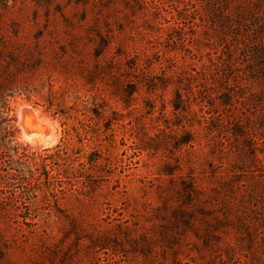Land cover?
I'll return each mask as SVG.
<instances>
[{
    "label": "rangeland",
    "instance_id": "obj_1",
    "mask_svg": "<svg viewBox=\"0 0 264 264\" xmlns=\"http://www.w3.org/2000/svg\"><path fill=\"white\" fill-rule=\"evenodd\" d=\"M243 4L0 0V67L30 57L5 92L35 174L17 212L0 203V264H264V70Z\"/></svg>",
    "mask_w": 264,
    "mask_h": 264
},
{
    "label": "trees",
    "instance_id": "obj_2",
    "mask_svg": "<svg viewBox=\"0 0 264 264\" xmlns=\"http://www.w3.org/2000/svg\"><path fill=\"white\" fill-rule=\"evenodd\" d=\"M244 1V4L241 6L236 5L237 16L235 18V22H240L242 24L245 20L243 26L246 30L245 33L241 35L240 38L246 39L250 42V46L253 48L254 60L257 66L264 70V0H241ZM250 26L255 27L254 30H249ZM260 34V36H256V33ZM2 54L0 53V58ZM11 59V63L14 70H11V66H2L0 67V203L5 206L2 207L4 213H14L17 212L19 207L15 205L6 207L7 203L17 204V198L24 194V191L27 190V187L31 185L32 180H34L35 174L34 170L30 164V158L27 153L21 152V148L18 145L13 144V133L9 127V98L11 95L6 94L5 90L11 82L17 81V79H21L22 72L26 69V63H16L15 57L12 55L9 56ZM33 59V58H31ZM37 62V60H35ZM25 75V74H24ZM55 85L53 81H50V90L54 91ZM53 104H50V107L53 108ZM74 110V108H71ZM56 112L55 114H57ZM66 148L59 147L58 153L65 151ZM49 151V150H46ZM93 159H89V164L94 168L98 164L99 158H101V151H97ZM44 169L47 168V160L49 157L41 156ZM53 165H58V163H53ZM85 165L84 163L79 164V169H75L73 167H69L68 171H72L73 175L75 174H84ZM46 179L48 180L49 187L55 188V184L51 182L50 173L46 171L45 173ZM59 175V174H58ZM82 176L71 177V178H81ZM54 179V178H53ZM52 188V189H53ZM184 200L187 203L190 202H201L203 201V193L202 189H199L197 186H185L184 185ZM77 191V190H76ZM183 201V200H182ZM178 210L173 211V216L176 222H181L184 226L191 227V219L192 212H190L189 205H185ZM8 203V206L10 205ZM13 203V204H14ZM186 203V204H187ZM196 204V203H195ZM194 204V205H195ZM164 207H169V205H164ZM175 223L166 222L161 227V236L162 239L165 240L168 244H173L177 237V232L174 231L173 227H177ZM75 227V222L73 223Z\"/></svg>",
    "mask_w": 264,
    "mask_h": 264
},
{
    "label": "bare ground",
    "instance_id": "obj_3",
    "mask_svg": "<svg viewBox=\"0 0 264 264\" xmlns=\"http://www.w3.org/2000/svg\"><path fill=\"white\" fill-rule=\"evenodd\" d=\"M30 121H31V120H30ZM34 124H35V123H34ZM33 127H34V126H33ZM24 130H25V129H24ZM25 132H26V131H25ZM37 134H38V133H37ZM37 134H36V135H37ZM26 136H27V135H26ZM32 136H33V135H32ZM44 136H45V135H44Z\"/></svg>",
    "mask_w": 264,
    "mask_h": 264
}]
</instances>
